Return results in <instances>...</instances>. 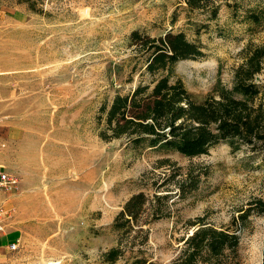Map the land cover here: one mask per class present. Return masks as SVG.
I'll return each instance as SVG.
<instances>
[{
  "label": "rangeland",
  "instance_id": "1",
  "mask_svg": "<svg viewBox=\"0 0 264 264\" xmlns=\"http://www.w3.org/2000/svg\"><path fill=\"white\" fill-rule=\"evenodd\" d=\"M18 1L0 0V166L16 180L0 190V225L18 240L0 264H103L123 240L114 219L134 193H153L163 158L204 174L169 217L142 225L136 241L152 264L174 257L188 221L226 226L262 196L264 170L225 143L192 160L135 150L100 139L97 118L103 102L139 80L132 31L158 38L180 30L200 42L203 57L174 71L195 101L217 84L230 88L241 50L264 45V20L243 23L251 7L264 19V0H235V15L220 2L216 21L183 0H30L33 10ZM242 223L240 264H264V214Z\"/></svg>",
  "mask_w": 264,
  "mask_h": 264
},
{
  "label": "trees",
  "instance_id": "2",
  "mask_svg": "<svg viewBox=\"0 0 264 264\" xmlns=\"http://www.w3.org/2000/svg\"><path fill=\"white\" fill-rule=\"evenodd\" d=\"M18 2L33 10L30 0ZM183 2L188 12L204 13L209 21H216L220 2L233 15L238 11L235 0ZM243 19L249 28L262 26L264 20L254 7L245 11ZM127 41L142 59L139 80L127 94L117 93L101 104L97 118L100 139L120 140L122 146L135 150L179 154L188 160L208 155L225 143L264 170V45L247 44L233 69L231 87L217 84L197 102L174 71L180 61L203 57L200 42L189 41L180 30H170L158 38L132 31ZM155 164L157 169L164 168L156 177L160 181L153 183L151 195L138 191L125 202L111 225L123 240L101 255L103 264H152L136 241L144 233L142 225L169 217L174 203L198 190L204 173L178 166L169 158ZM262 192L226 226L209 224L204 218L188 221L175 239L179 246L174 257L166 264H240L242 222L252 213L264 214V185ZM128 238L127 246L123 241Z\"/></svg>",
  "mask_w": 264,
  "mask_h": 264
},
{
  "label": "crops",
  "instance_id": "3",
  "mask_svg": "<svg viewBox=\"0 0 264 264\" xmlns=\"http://www.w3.org/2000/svg\"><path fill=\"white\" fill-rule=\"evenodd\" d=\"M0 168L3 169L2 166H0ZM3 170L5 171V169ZM16 238L17 237L15 236L13 231H0V258H5L6 255L10 253V246L12 245V243H14Z\"/></svg>",
  "mask_w": 264,
  "mask_h": 264
},
{
  "label": "built area",
  "instance_id": "4",
  "mask_svg": "<svg viewBox=\"0 0 264 264\" xmlns=\"http://www.w3.org/2000/svg\"><path fill=\"white\" fill-rule=\"evenodd\" d=\"M16 180H14L11 176H9L7 174L6 171H4L3 169L0 168V190L1 189H5V190H10L11 188H13L15 186ZM2 227L0 225V231H1ZM18 247V240L14 243H12V245L10 246V250H15ZM54 264H60L58 263H54Z\"/></svg>",
  "mask_w": 264,
  "mask_h": 264
},
{
  "label": "bare ground",
  "instance_id": "5",
  "mask_svg": "<svg viewBox=\"0 0 264 264\" xmlns=\"http://www.w3.org/2000/svg\"><path fill=\"white\" fill-rule=\"evenodd\" d=\"M48 264H54V263H48Z\"/></svg>",
  "mask_w": 264,
  "mask_h": 264
},
{
  "label": "water",
  "instance_id": "6",
  "mask_svg": "<svg viewBox=\"0 0 264 264\" xmlns=\"http://www.w3.org/2000/svg\"><path fill=\"white\" fill-rule=\"evenodd\" d=\"M191 234V233H190Z\"/></svg>",
  "mask_w": 264,
  "mask_h": 264
}]
</instances>
